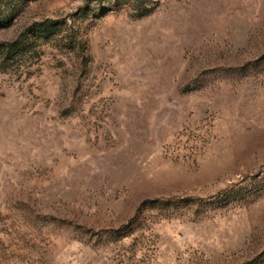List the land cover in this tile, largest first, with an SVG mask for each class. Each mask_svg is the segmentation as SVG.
Listing matches in <instances>:
<instances>
[{
    "label": "rangeland",
    "instance_id": "374dc122",
    "mask_svg": "<svg viewBox=\"0 0 264 264\" xmlns=\"http://www.w3.org/2000/svg\"><path fill=\"white\" fill-rule=\"evenodd\" d=\"M16 50L0 264H264V0H0Z\"/></svg>",
    "mask_w": 264,
    "mask_h": 264
},
{
    "label": "trees",
    "instance_id": "16d2710c",
    "mask_svg": "<svg viewBox=\"0 0 264 264\" xmlns=\"http://www.w3.org/2000/svg\"><path fill=\"white\" fill-rule=\"evenodd\" d=\"M44 29H42V30H44V31H46V34H45V36H43V35H39V38H38V40H45L46 42L49 40V38H50V36H51V34H50V32H49V29H50V25H44ZM48 33V34H47ZM3 47H5V46H3ZM10 46H8V48H3V50H5V49H7V50H9L10 48H9ZM14 52V53H13ZM15 52H17V50L16 51H9V54L7 53V56H5V57H1L0 59H1V62L2 63H6L7 61H9V58H11V57H13L12 55L13 54H15ZM5 54V53H4Z\"/></svg>",
    "mask_w": 264,
    "mask_h": 264
}]
</instances>
